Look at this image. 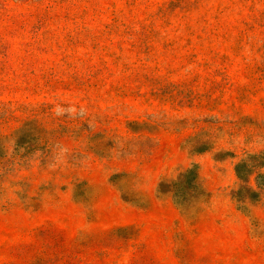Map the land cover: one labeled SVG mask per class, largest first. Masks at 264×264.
<instances>
[{"label": "rangeland", "instance_id": "rangeland-1", "mask_svg": "<svg viewBox=\"0 0 264 264\" xmlns=\"http://www.w3.org/2000/svg\"><path fill=\"white\" fill-rule=\"evenodd\" d=\"M0 264H264V0H0Z\"/></svg>", "mask_w": 264, "mask_h": 264}]
</instances>
